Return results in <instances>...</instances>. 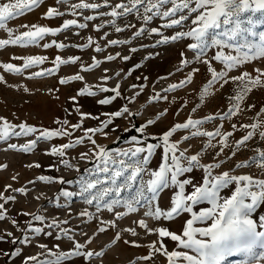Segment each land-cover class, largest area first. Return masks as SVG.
Wrapping results in <instances>:
<instances>
[{
  "label": "rangeland",
  "instance_id": "rangeland-1",
  "mask_svg": "<svg viewBox=\"0 0 264 264\" xmlns=\"http://www.w3.org/2000/svg\"><path fill=\"white\" fill-rule=\"evenodd\" d=\"M84 2L100 7L95 10L73 9L72 5L81 3V0H68L67 4L57 3V0H44L31 12L8 22V28L15 30L14 35L27 31L28 28L21 27L25 24L55 29L62 28L67 20H76L77 25L83 23L87 26L83 29L73 26L56 36L47 35L39 42V46L10 45L0 50V65L12 63L17 67H23V59L13 57H47L42 65L28 68L21 75L9 73L0 67V76L4 78V82H0V117L13 125L26 124L38 130L56 131L62 127L58 122L66 120L68 124L63 127L71 133L70 136L55 137L48 141L41 139L31 152L10 149L9 144L23 146L36 139L39 132L27 137L12 136L6 142L0 141V193L5 197L15 198L5 204L3 211L6 219L0 221V236L3 237L0 239V264H36V261L28 260L29 257H36L38 261L54 259L49 251L57 254L71 253L74 250V243L77 242L85 245L80 249L81 252H103L104 255L91 259L86 256L69 255L62 264H169L165 255L156 253L148 247L158 241L157 235L141 228L138 221L146 220L151 229L166 227L180 234L186 219L190 218L189 214H183L172 221L163 219L156 221L145 217L146 209L143 207L136 213H127V209L123 207L108 211L104 203L110 202L112 197H105V202L99 208L95 200L88 204L85 201L90 195L82 196L79 193L81 182L90 178V170L94 169V157L90 151L94 146L85 138L84 143L68 149L63 158L50 155L51 148L85 137L86 129H103L102 132H96L93 139L98 145L109 150L146 146L148 143H158V138L177 123H185L188 119L205 120L201 131L215 132L219 129L225 134L232 133L228 139L230 147L221 150L219 137L211 141L210 148L207 147V137H194L184 142L183 136L190 135L187 130L178 132L173 139L181 141L180 146L188 150V155L199 154L202 164L222 161L221 167L213 170V175L230 172L233 175H251L264 179V169L258 166L237 168L238 164L246 163L255 157L257 149L264 150V141L260 140L258 133L244 146L238 150L236 148V143L251 131L250 128L243 127L244 125H251L258 120L264 121V116L260 115L261 109H264V87L255 88L248 94L244 103L240 105L242 111L239 113H233L227 119L207 122V117L224 116L233 107L235 101L232 97L236 94L237 84L229 82L223 87L216 84L209 89L207 98L201 100V93L212 77L206 66L197 63L194 53L186 47L193 41L184 39L178 42L159 43L162 37L147 30L158 28L165 36L174 35L177 30L163 28L162 25L166 21L160 17H154L149 24H145L136 13L115 18L103 15L111 12L116 4L128 3L129 0H107V5L105 0ZM50 7L57 8L63 15L52 19L45 18V13ZM167 7L170 5L164 6L161 10H166ZM139 11L142 15L143 6ZM73 12L76 14L73 15ZM89 16L96 18L88 20ZM112 21H115V26ZM189 25L190 21L179 30L187 31ZM116 27H120L122 31L117 32ZM141 28L146 29V32L138 36ZM255 30L257 33L264 32V25H258ZM7 38V32L0 30V39ZM89 38L93 43L84 47L88 44ZM53 41L63 43L66 47L64 49H59L55 45L44 47ZM110 41L120 43L112 45ZM97 46L102 51L96 52ZM215 51L216 49H210L207 56L211 57ZM57 55L65 60L73 57H79V60L76 64L62 65L51 76L30 78L35 72L54 68L53 61ZM108 56L114 59L109 61ZM183 59L189 61L187 67L181 64ZM96 61H99L98 67L91 71H82L83 67H89ZM213 64L217 71L222 68L218 62ZM196 68L199 72H194ZM257 68L264 70V59L244 64L229 72V76L240 75L243 71L255 76L258 74L255 71ZM76 74L83 76V81L72 80L63 85L59 83L61 78H69ZM105 75L110 78L106 82L102 80ZM190 75L191 83L174 91H166L172 85L185 81ZM85 86L97 95L79 96V90ZM103 87L118 88L120 95L116 96L115 92L111 91L101 92L100 88ZM73 96L76 97L75 101L71 99ZM109 97L112 98L110 104L99 103L101 99ZM125 107L128 108V113L121 117H111L112 123L103 128V123L110 118L111 113L123 112ZM82 113L89 115L85 117ZM162 113L164 115H161ZM150 120L153 123L148 125L147 122ZM233 124L236 125L235 128L232 127ZM2 125L3 120H0V126ZM73 125L80 127L73 128ZM141 128L145 129L143 134L139 131ZM16 131H19V128ZM133 137L143 143L135 144ZM161 151L158 149L152 157L150 168L158 167ZM83 153H89V157L81 159ZM63 160H67L72 167H65ZM41 176L50 178L52 182L41 181L39 179ZM186 176L201 182L204 172L196 168ZM61 179L63 183L60 182ZM144 179L147 180L148 176L145 175ZM20 188L25 189L26 194L16 191ZM232 189L234 185L226 189L225 194H229ZM188 191H191L190 187ZM65 192L72 195L64 196ZM173 194V189H165L159 194L158 203L162 209L170 207ZM134 195L135 190L132 192L125 190L120 193L119 199L128 200ZM0 203L4 201L0 200ZM116 212L125 213L123 219H117ZM35 216L43 217V220H36ZM260 216H264V205L257 207L253 213L254 219L258 220ZM13 221L16 223L13 224ZM102 221H115L117 226L112 228ZM100 227L107 228V231L101 233ZM34 228H40L42 231L35 233L32 231ZM126 229H135L137 235L133 236ZM8 233L12 235L9 236ZM117 234L119 240L116 239ZM26 236L30 243L23 242ZM125 241H135L140 247H135L131 243L126 244ZM164 243L169 252L182 250L177 249L175 242L169 238H164ZM40 245L47 247L41 248ZM149 255L151 259H140ZM243 259V256H230L226 258L224 264H241Z\"/></svg>",
  "mask_w": 264,
  "mask_h": 264
},
{
  "label": "snow or ice",
  "instance_id": "snow-or-ice-1",
  "mask_svg": "<svg viewBox=\"0 0 264 264\" xmlns=\"http://www.w3.org/2000/svg\"><path fill=\"white\" fill-rule=\"evenodd\" d=\"M44 0H0V30H4L8 34L7 39H0V50L7 46L27 47L29 45L39 46V42L47 35L56 36L61 32H66L73 26L81 29L85 28L86 24H78L76 20H67L63 23L62 28H51L39 25H21L28 28L27 31L14 35V31L8 28V22L16 20L39 7ZM57 3L67 4L68 0H57ZM107 5V0H105ZM170 5L166 10H161L164 6ZM143 6V14L140 13V8ZM100 5L90 4L81 0V3L72 5L73 9H97ZM130 13H136L145 24H149L154 17H160L166 22L162 25L165 29H177L174 35L165 36L158 28H151L152 34L162 37L159 43L178 42L184 39H190L191 43L186 47L194 53L195 61L203 63L207 71L211 73V80L206 85L201 93V100L207 98L209 89L214 85L220 84L222 87L229 82L236 83V94L232 99L235 101L233 107L230 108L224 116L207 117V122L215 119H227L233 113L242 111L240 105L244 103L248 94L255 88L264 87V70L257 68L258 73L253 76L247 71L237 76H229V72L238 69L244 64L251 63L258 59H264V32L255 30L258 25H264V0H129L128 3H118L113 10L103 15L111 17L127 16ZM76 13L73 12V15ZM179 14V15H178ZM259 14V15H257ZM57 8L50 7L45 13V18L52 19L62 16ZM96 17L89 16L88 20H93ZM190 25L187 31L181 29L187 22ZM115 26V21H112ZM99 30V29H98ZM116 31L122 29L116 27ZM146 29L141 28L137 33L138 36L145 34ZM93 43L91 38L88 47ZM112 45L120 43L119 41H110ZM55 47L64 49L63 43L53 41L52 44H45L44 47ZM210 49H216L211 57L207 56ZM229 50V51H225ZM96 52L102 51L100 47H96ZM135 51V49H133ZM233 52L235 54H233ZM183 56V53L181 54ZM13 59H23V67H17L12 63H4L0 65L9 73L21 75L31 67L42 65L47 57L31 56V57H13ZM114 57L108 56L107 60L111 61ZM127 59V57H125ZM79 57H73L68 60L57 55L53 64L54 68L42 70L32 74L30 78L43 76H51L56 73L62 65L76 64ZM213 62H218L222 68L217 71ZM181 64L188 66L189 61L183 59ZM99 66V61H96L89 67H83L82 71H91ZM179 70V69H178ZM194 72H199V69H194ZM84 77L76 74L69 78H61L60 84H67L72 80L83 81ZM110 79L106 75L102 77L105 82ZM192 76L190 75L185 81L180 84L172 85L166 91H174L185 84L191 83ZM0 82H4L3 76H0ZM27 91V89H25ZM101 92H115L116 96L120 95L119 89L100 88ZM79 96H95L96 92L85 86L79 90ZM160 99L161 97H156ZM166 99V97H164ZM73 101L76 97H71ZM112 102V98H105L99 101L102 105H107ZM254 107V106H253ZM128 108H124L123 112L117 111L110 114V118L103 123V128H107L111 123V117H121L128 113ZM89 114L82 113V116L87 117ZM161 115H164L163 113ZM260 115L264 116V109H261ZM3 120V125L0 126V141H8L10 137H27L39 132L36 139L30 140L23 146L9 144V148L13 150L31 152L36 147L39 140H51L55 137L70 136L63 125H67L68 121H61L62 127L60 130H38L33 126L26 124L13 125L7 120ZM205 120L188 119L185 123H177L167 130L161 137L158 138V143H148L146 146H136L128 149L109 150L97 144L93 139V135L103 129H86L85 137L78 138L72 143L53 146L49 152L52 156L63 158L68 149L84 143L85 138L94 146L90 150L94 157V169L90 170L91 176L81 182L80 195L89 194L90 198L86 199V203L92 204L97 201V208L105 202V197H112L110 202L104 203L108 211H113L117 207L127 209V213H136L141 207L145 208V217L152 218L156 221L161 219L172 221L183 214H189L185 225L180 234L170 231L166 227H158L151 229L148 227L146 220L141 219L138 224L141 228L146 229L150 234H155L158 237L159 247L157 242H153L148 247L156 253H161L166 256L169 264H224L227 257L243 256L241 264H264V216L257 219L253 218V213L257 207L264 205V179L254 178L251 175H233L230 172H223L219 175H213V170L221 167L222 161L213 164H202L199 154L188 155V150L181 148V141L174 140L175 134L187 130L190 135L183 136V141L188 142L194 137H207V147H212L211 141L217 137L221 138L220 148H228L229 137L232 133H223L221 130L215 132L201 131L200 128L205 123ZM151 125L153 121H148ZM73 128L80 125H73ZM236 127L235 124L232 125ZM245 128H250L246 135L236 143L237 150L244 146L245 143L254 136L259 135L260 140L264 141V121L258 120L251 125H244ZM19 128V131L16 129ZM194 130V131H193ZM139 131L143 134L145 129ZM107 135V133H104ZM135 144L140 145L143 142L136 140L133 137ZM161 151V160L157 168L149 167L152 157L157 150ZM257 155L246 163L237 165L241 167L258 166L264 169V150H256ZM235 155V152H233ZM89 157V153H83L81 159ZM65 167H72L67 161H62ZM39 167V165H36ZM200 168L204 172L201 182H196L190 176L194 169ZM148 179L145 180L144 176ZM41 181L50 183V178L39 177ZM64 181L61 179L60 181ZM234 185V189L229 194H225V190ZM11 187L10 185L8 186ZM191 191H188V188ZM165 189H173L174 194L170 200V207L162 209L158 203L159 194ZM95 190V191H93ZM132 192L135 190V195L128 200L119 199L122 191ZM16 191L26 194L25 189L20 188ZM64 196H70L71 193H63ZM14 197H5L0 193V221L6 219L4 214L5 204L14 200ZM87 215V213H82ZM117 219H123L125 213L116 212ZM36 220H43V217L35 216ZM90 219L92 217L90 216ZM16 221H13L15 224ZM104 224H109L112 228L117 225L115 221H102ZM35 233H40L42 229H32ZM101 233L107 231V228L100 227ZM133 236L137 235L135 229H126ZM9 236L12 233H8ZM67 235V233H65ZM3 237L0 236V239ZM164 238H169L175 242L177 249L168 251ZM71 239V237H69ZM116 239L119 240V234ZM24 243L31 241L26 236ZM91 241H89L90 243ZM126 244L131 243L135 247H140L135 241H125ZM41 248H46V245H40ZM85 245L74 243V250L71 253H54L49 251V254L54 259L38 261L36 257H29L28 260L36 261V264H62L69 256H86L89 259L96 256H103V252L87 251L81 252L80 249ZM140 259H151V256Z\"/></svg>",
  "mask_w": 264,
  "mask_h": 264
}]
</instances>
